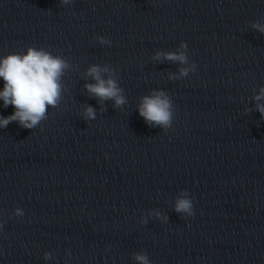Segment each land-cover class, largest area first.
<instances>
[{"label":"clouds","instance_id":"9594fccd","mask_svg":"<svg viewBox=\"0 0 264 264\" xmlns=\"http://www.w3.org/2000/svg\"><path fill=\"white\" fill-rule=\"evenodd\" d=\"M71 0H60L61 4H69ZM255 30L264 33V24L253 22L251 25ZM97 40L101 44H109L110 41L103 36H98ZM187 44L181 42L179 51L156 52L153 59H163L178 62L181 67L178 74H173L170 79L178 80L187 77L195 71V63H189ZM72 66L61 56L53 55L44 49L28 47L24 53H10L0 57V80L3 81V88L0 90V101L7 108L13 106L14 112L11 115H0V129L6 128L10 123L17 122L20 127L33 129L41 121L47 119L48 109L56 108L61 102L63 84L61 79L66 70ZM115 70L107 66L97 64L91 65L86 75L90 76L93 83H85L84 88L87 92L96 97L98 102L112 100L116 108L123 107L126 103L124 90L119 86L114 75ZM110 73L107 78L103 74ZM255 110L260 113L264 120V87L253 96ZM103 108V107H102ZM173 101L164 90H153L151 94L141 97L138 105L139 115L150 127L168 129L173 122ZM246 111H251L246 109ZM83 116L87 120L96 118L95 109L86 105L83 109ZM174 211L183 216L193 215V201L189 197L187 190L176 199ZM13 215L22 216L20 208L14 210ZM157 217L160 213L156 214ZM167 219V217H165ZM146 223V221H144ZM70 255V253H69ZM137 264H151L146 252L132 254ZM50 252L44 253V259H52Z\"/></svg>","mask_w":264,"mask_h":264}]
</instances>
